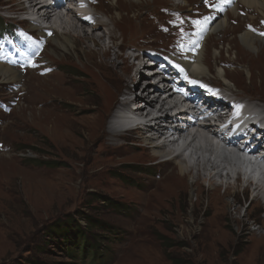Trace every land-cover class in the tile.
I'll return each instance as SVG.
<instances>
[{
    "label": "rangeland",
    "instance_id": "obj_1",
    "mask_svg": "<svg viewBox=\"0 0 264 264\" xmlns=\"http://www.w3.org/2000/svg\"><path fill=\"white\" fill-rule=\"evenodd\" d=\"M99 1L96 11L102 23L111 18L133 20L125 35L126 49L111 48L102 38L108 52L105 64L102 55L87 51L86 44H81L84 51L55 53L51 42L45 59L38 60L56 66L57 72L47 82L34 74L26 76L24 100L10 116L0 113V264H72L58 244L46 238L51 225L62 219L82 226L92 222L90 242L110 258L109 264H264V250L254 254L258 244H264V200L254 203L249 192H240L235 203L220 189L222 199L216 201L220 206L213 205L209 213L210 197L200 185L182 177L179 168L167 176L177 167L175 161L158 164L155 160L161 156L149 158L144 148H134L137 136L108 134L116 130L112 126L116 103L134 91L111 70L113 62L134 65L126 58L135 55L133 50L142 55L145 49L168 46L171 32L158 29L166 16L170 18L162 15L163 9L193 19L198 16L191 9L199 12L195 10L199 0ZM22 2L0 0V26L5 27L4 20L13 26L25 23L18 19L27 15L20 10ZM238 10L249 11L248 17ZM238 10L222 18L223 29L206 41L203 60L213 67L206 79L227 89L233 98L263 106L264 50L250 52L240 40L244 25L264 16L241 1ZM75 25L78 31L91 32ZM136 43L140 50L132 47ZM219 62L234 64L226 76L230 89L217 77ZM141 64L147 65L146 60ZM60 81L72 86L53 85ZM8 85L0 84V99L5 102L11 98ZM36 86L50 94L43 99ZM141 86L135 91L141 92ZM44 106L68 112H43ZM5 155L9 157H1ZM160 208L164 212L158 220ZM105 225L112 227L110 233L100 230Z\"/></svg>",
    "mask_w": 264,
    "mask_h": 264
},
{
    "label": "bare ground",
    "instance_id": "obj_2",
    "mask_svg": "<svg viewBox=\"0 0 264 264\" xmlns=\"http://www.w3.org/2000/svg\"><path fill=\"white\" fill-rule=\"evenodd\" d=\"M127 1V0H126ZM141 2V0H128L127 2ZM245 7L249 8L250 10L261 11V16H264L262 13L264 11V3L260 0H240ZM99 5H95L97 8ZM20 10L26 13H29L31 17L38 19L40 23L46 26H50L49 30L54 31V37L49 38L48 42L51 44L56 45V49L54 50L57 53L59 50H63L66 52L83 50L81 44H86L87 51L93 53L97 52L99 55L103 56V61L107 64L108 61V52L103 48L105 45L101 42L104 39L106 42L110 43L109 47L125 50L126 47L124 46V41L126 38V33L128 29H131L133 20L128 18H122L120 20H116L114 18H109V22L107 24L102 23V20H99L100 17H95L97 21L96 25L89 27V30L92 32H85L84 30L78 31L76 24L79 23L77 17L74 13H69L67 17L63 18H56V14L53 10L40 6L38 0H24L20 4ZM236 10L233 11V14ZM230 15V14H229ZM228 15V16H229ZM226 23H221V21L216 22L215 26L211 28V32H216L217 30L223 29ZM52 25V26H51ZM82 27L88 28V26L82 25ZM34 29V27H32ZM102 28L106 30L102 31ZM101 31V33H99ZM98 32V33H97ZM41 35L44 36V33L41 32ZM102 36V37H101ZM102 38H104L102 40ZM207 39H210L207 38ZM113 41V44H112ZM122 41V43H119ZM207 41V40H206ZM243 47L249 50L250 52H257L258 54L264 50V39L258 38L256 35L245 32L241 36V40ZM88 43H90L95 48ZM206 42L204 43V48L200 53L199 57L191 58L189 62L186 63L185 67L188 70H193L194 78L198 80H205L206 77L210 76L213 67L204 63L203 55L206 48ZM132 47H136L140 50L139 46L134 44ZM131 47V48H132ZM261 48V49H260ZM98 50V51H97ZM84 51V50H83ZM117 54L122 55L118 50ZM134 56L131 55L126 57L131 61H134L130 66H123L122 63L118 61H114L113 65H111V70L117 74H120L122 80H126L128 82V86L132 84L134 87L130 91V96H134V99H126L118 101L115 105V119L118 112L122 111L123 109H130L131 107H136V112L138 114H145L146 110H151L148 113L150 116L154 110L160 108L159 113L163 114L164 118L150 119V126L146 130H139L134 135L124 133L120 130V126L118 123L113 122L112 126L116 129H110L111 131L108 132L112 138L120 136V134L126 135L129 138L132 136H137L139 143L136 144L134 148H144L146 151L144 154L152 157H159L161 159H156L155 161L158 164H166L169 163L167 159H172L176 163V168H174L170 173H167V176L170 177L177 168H179L180 175L182 177H188L191 183L200 185L202 192L208 193L210 197V201L208 203V210L207 212H211L213 210V205L216 207L220 206L217 200H221L222 198L219 196L220 189H225V196H230L234 198L235 203L238 202L237 195L240 192L247 193L249 192L252 197V201L254 203H258L264 200V167L259 165H252L249 162L244 161L241 158L240 154L236 152L234 149L237 147L233 142L226 144L225 146H220L218 144H213L211 139L208 137V133L211 132L213 128H204L195 135L183 149H180L179 152L174 153L173 146L174 143L168 141L165 137L169 131V129H174L176 132L180 131L178 127L180 126L181 120L179 119L180 116L176 115L178 109L176 107H171L168 103L167 99H160L155 97L156 90L152 91V84L149 83V79L147 77V72H151L149 69V65H142V55L138 54V50H133ZM124 55V54H123ZM125 56V55H124ZM101 58V57H100ZM151 61V60H150ZM123 64H125L123 62ZM146 66V67H145ZM219 67H216V74L217 77L224 81L226 88L230 89L227 79V70H218ZM135 70V71H134ZM32 74L36 75L39 80L46 81L47 78L51 77L40 76L36 71L29 70L27 72V77L31 76ZM226 74V75H225ZM21 76L19 72L14 69L10 68L4 64H0V84L1 83H9V86L12 88L15 85H20ZM27 83V79H26ZM143 84H145L143 86ZM59 88H65L68 86H72V83L67 81H60L53 84ZM142 85V86H141ZM230 85V84H229ZM141 86V92L135 91ZM35 90H38L39 96L44 99V96L49 93L41 86H36ZM20 89L17 90V92ZM226 91H228L226 89ZM50 94V93H49ZM169 97L171 93L168 92ZM34 96V94L32 95ZM42 99V100H43ZM259 101H261L260 97H257ZM141 101L142 104L135 105L137 102ZM239 99L236 98L233 101V104L236 105ZM32 105H36V102L32 101ZM47 103V102H46ZM44 103V104H46ZM146 106H145V105ZM246 108H252L253 106L248 103L246 100H242V104ZM264 110V105L261 106ZM51 109V110H48ZM43 112H54L55 114H64L68 111H63L61 108H47L43 107ZM57 116V115H56ZM63 116V115H58ZM184 119V117H181ZM240 128V124L237 121V129ZM179 134H185L186 132H178ZM176 135V134H175ZM217 138H220L218 136ZM180 154V155H179ZM177 155V156H176ZM178 156H186L187 158H179ZM2 158H8L9 156H1ZM164 177L161 182H165L168 177ZM161 183V184H162ZM160 186V185H159ZM205 188H204V187ZM159 188V187H158ZM176 190L173 188L172 191ZM212 200L214 203H212ZM234 204V203H233ZM164 209L160 208L159 212L157 213V219L161 220L163 215ZM160 218V219H159ZM259 235H262L261 233ZM213 247H210L209 253H213ZM264 244H258L255 249L254 254L256 251H263Z\"/></svg>",
    "mask_w": 264,
    "mask_h": 264
},
{
    "label": "trees",
    "instance_id": "obj_3",
    "mask_svg": "<svg viewBox=\"0 0 264 264\" xmlns=\"http://www.w3.org/2000/svg\"><path fill=\"white\" fill-rule=\"evenodd\" d=\"M93 226L92 222L82 226L73 219L72 222L58 220L51 225V232H48L46 238L56 242L57 248L62 249L63 254L72 260V264H109L110 258L100 252L99 246L90 242L89 234ZM111 229L107 225L100 228L106 233H110ZM118 240L122 241L123 237Z\"/></svg>",
    "mask_w": 264,
    "mask_h": 264
},
{
    "label": "snow or ice",
    "instance_id": "obj_4",
    "mask_svg": "<svg viewBox=\"0 0 264 264\" xmlns=\"http://www.w3.org/2000/svg\"><path fill=\"white\" fill-rule=\"evenodd\" d=\"M196 23H199V21H196ZM177 67H179V65H177ZM180 71L183 72L184 70L181 68ZM192 83L195 84L196 81H192Z\"/></svg>",
    "mask_w": 264,
    "mask_h": 264
}]
</instances>
